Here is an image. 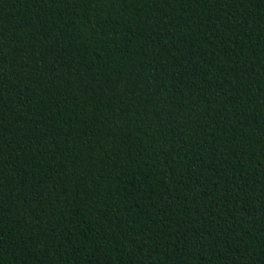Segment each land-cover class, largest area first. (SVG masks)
Returning a JSON list of instances; mask_svg holds the SVG:
<instances>
[{
    "label": "trees",
    "instance_id": "trees-1",
    "mask_svg": "<svg viewBox=\"0 0 264 264\" xmlns=\"http://www.w3.org/2000/svg\"><path fill=\"white\" fill-rule=\"evenodd\" d=\"M0 264H264V0H0Z\"/></svg>",
    "mask_w": 264,
    "mask_h": 264
}]
</instances>
